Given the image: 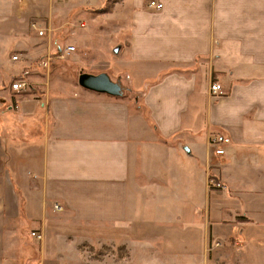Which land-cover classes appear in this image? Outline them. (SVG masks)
Masks as SVG:
<instances>
[{"label": "crops", "instance_id": "0c3cea01", "mask_svg": "<svg viewBox=\"0 0 264 264\" xmlns=\"http://www.w3.org/2000/svg\"><path fill=\"white\" fill-rule=\"evenodd\" d=\"M37 7L0 0V53L10 37L27 57L23 22ZM96 17L112 36L83 31L82 46L95 54L94 39L110 37L126 76L115 81L142 78L138 105L55 78L51 56L28 73L24 61L12 74L0 62V264L205 261L216 233L209 176L239 198L225 211L233 238L246 232L247 209L232 183L264 161V0H111ZM216 134L229 139L220 156Z\"/></svg>", "mask_w": 264, "mask_h": 264}, {"label": "rangeland", "instance_id": "374dc122", "mask_svg": "<svg viewBox=\"0 0 264 264\" xmlns=\"http://www.w3.org/2000/svg\"><path fill=\"white\" fill-rule=\"evenodd\" d=\"M15 1L17 6H24V1L26 0ZM106 1L103 0V3H108L110 8L111 0ZM27 2L29 5L38 6L35 9V13L27 16L23 22V39L25 43L23 46L24 52L22 53H26L27 57L23 59L20 56V51H15L17 48L10 43L9 40H12L10 37H7V46L10 45V49H7L6 53H0V62L4 64V69L9 74L19 70L23 66V61L25 62V68L22 69V72L28 73V71H31L33 63L43 65L44 62L48 61V57L51 56L53 59L50 57L49 60L54 64L53 68L55 71L53 70V73L55 78L64 82H72L74 85H77L79 73L84 72L85 69H93L94 71L110 74L113 77H110V75L109 77L113 81H115V77L119 73L125 76L122 72L123 68L114 63V55L110 51V48H112L110 37L104 36V39H94V41L102 43L100 44L102 46L101 50L96 51L95 54L90 52L89 46L85 50L82 46L84 42L82 33L84 32L107 30L109 35L112 36L110 32H112L111 28L113 25L110 20H96L97 14L100 13L97 9L102 5V0H27ZM5 21H7V16L3 18V26ZM8 21H10L9 18ZM37 28L44 31V36H37ZM16 39L21 40L19 37ZM32 39H35L34 43L31 42ZM86 41L91 42V37L90 39L87 38ZM67 46L75 48L70 56L59 59L53 56L55 55L54 47L64 49ZM0 47L3 46L0 45ZM14 56H19L18 59L22 61L11 62L10 57ZM141 80L140 76H135V82L132 87L129 86L127 79L121 83L124 88L123 98H127L132 106L138 103L139 94L137 92L141 90L139 87ZM15 82L16 80L12 79L9 84L12 85ZM133 88L136 90H133ZM231 172L230 169L224 171V173L230 174L229 176L233 174ZM212 177L214 179L208 180V190L214 195L216 194V196H210L213 202V206L210 209L215 208L217 211H209V223L214 227L216 233L213 240L210 239L209 241L207 260L201 261L202 256L200 253H195L194 256L180 254L176 257L168 256L166 259L161 257V260L151 262L137 261L136 264H264V161L255 168L248 166L243 173L242 183H232L235 184L234 189L236 191L241 190L243 192L242 198L246 204L243 208L247 209L240 214L242 219L246 221V232L241 235L237 233L233 238L230 237V233L235 230L226 225L228 213L225 211L227 208L234 206V202L230 200H239V198H233L237 195H232L231 192L226 190L225 185L222 184L221 186V182L215 179L214 176ZM216 180L218 184L220 183V188L217 189L210 186L211 181L217 183ZM199 191L200 196H202L204 193L203 185H200ZM235 207L238 208L237 204ZM104 264H112V261L107 260Z\"/></svg>", "mask_w": 264, "mask_h": 264}, {"label": "built area", "instance_id": "2783aa9c", "mask_svg": "<svg viewBox=\"0 0 264 264\" xmlns=\"http://www.w3.org/2000/svg\"><path fill=\"white\" fill-rule=\"evenodd\" d=\"M149 7L153 8L155 10L162 9V5L160 3L155 2V1L149 2ZM38 35L42 36L43 35V30L38 31ZM74 50H75V48L73 46H67L64 49H62L61 51H59L58 57L59 58H63V57H65V55H69L72 52H74ZM12 60H14V61L18 60V56H14L12 58ZM10 88L13 91H25V90H27L28 87H27V84L24 83L23 81H16L15 83H13L10 86ZM210 91H211V93L213 95H219V94H221V87L219 85H217V84H213L210 87ZM228 143H229V139L225 138L224 136L219 135V134L214 135V136H212L210 138V145L215 148V154L219 155V156L223 155L224 151H223L222 147L224 145L228 144ZM210 186L213 187V188L216 187V189H217V188H220V183L218 184V183H216L214 181L213 182L211 181ZM221 186H222V184H221ZM54 209L55 210H60L57 207V205L54 206ZM30 236L32 238L36 239L37 241H40L42 239L41 235H38V234H36L34 232H31Z\"/></svg>", "mask_w": 264, "mask_h": 264}, {"label": "water", "instance_id": "95a60500", "mask_svg": "<svg viewBox=\"0 0 264 264\" xmlns=\"http://www.w3.org/2000/svg\"><path fill=\"white\" fill-rule=\"evenodd\" d=\"M77 85L84 90L104 94L110 97H123L124 88L118 81H113L106 73L90 74L80 72L77 77Z\"/></svg>", "mask_w": 264, "mask_h": 264}, {"label": "trees", "instance_id": "16d2710c", "mask_svg": "<svg viewBox=\"0 0 264 264\" xmlns=\"http://www.w3.org/2000/svg\"><path fill=\"white\" fill-rule=\"evenodd\" d=\"M108 11V3L107 4H105V6L101 9V10H98V12H100V13H103V12H107ZM59 49V48H58ZM58 51V50H57ZM59 52V51H58ZM209 179H214L212 176H209ZM215 179H217V178H215ZM217 181V180H216ZM217 183H218V181H217Z\"/></svg>", "mask_w": 264, "mask_h": 264}]
</instances>
